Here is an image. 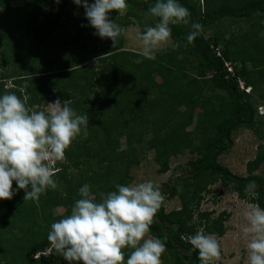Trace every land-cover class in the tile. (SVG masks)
I'll list each match as a JSON object with an SVG mask.
<instances>
[{
    "label": "trees",
    "instance_id": "16d2710c",
    "mask_svg": "<svg viewBox=\"0 0 264 264\" xmlns=\"http://www.w3.org/2000/svg\"><path fill=\"white\" fill-rule=\"evenodd\" d=\"M15 1L0 0V95L14 93L33 111H41L50 97L71 100L70 107L88 115L89 122L87 135L77 136L57 161L55 189L25 201V190L13 181L12 198L0 200V264H67L47 239L52 223L71 213L85 184L96 200L117 184L128 186L131 169L145 150L154 151L161 174L170 171L173 157L185 151L195 155L183 167L187 174L163 193L178 197L182 207L167 213L163 199L150 226L149 233L166 245L168 255L161 258L166 264H200L198 250L186 239L200 228L206 235H225L230 213L200 211L204 194L217 181L235 184L242 199L264 208V178L255 174L264 164V143L248 162L246 177L219 163L240 129L253 131L264 142V116L258 109L264 105V0H237L236 5L200 0L202 6L199 0H177L189 10L190 23L170 25L174 46L155 53L154 60L125 48L124 32L115 48L110 38L95 34L84 7L74 0H30L22 6L13 5ZM156 2L126 0L125 14L113 11L109 18L124 29L139 22L143 33L158 22L149 12ZM76 7L79 13L72 14ZM223 19L231 26L218 24ZM238 19L251 20V29L232 30L218 49L228 26ZM192 22L203 28L188 44ZM18 36L24 51L6 56L4 46L14 50ZM94 59L97 66L89 64ZM228 62L234 72L227 69ZM7 82L13 86L7 88ZM240 82L251 92L241 89ZM71 169L76 175H70ZM250 181L256 183L255 195L244 191ZM61 208L64 212L55 214ZM131 251L124 249L126 259Z\"/></svg>",
    "mask_w": 264,
    "mask_h": 264
},
{
    "label": "clouds",
    "instance_id": "9594fccd",
    "mask_svg": "<svg viewBox=\"0 0 264 264\" xmlns=\"http://www.w3.org/2000/svg\"><path fill=\"white\" fill-rule=\"evenodd\" d=\"M74 3L84 7L95 34L110 38L115 48L125 29L111 20L109 14L113 11L123 14L126 0H95L91 4L88 0H74ZM149 12L158 22L140 34V55L154 60L155 50L172 35L170 25L189 24L191 14L177 0H157ZM191 28L186 37L188 44L194 42L203 26L192 22ZM240 87L251 92L241 82ZM70 104L71 100L58 98L48 103L46 110L33 111L14 93L0 95V200L12 198L13 181L18 190H25V201L38 200L49 188L57 187L53 179L57 161L64 158L66 149L89 122L88 115L77 114ZM115 187V191L99 193L97 201L90 186L83 185L71 213L52 223L47 239L67 264H162L166 245L148 235L164 199L159 186L146 181ZM255 187V181H250L244 189L246 195H255ZM243 216L247 222L242 233L248 239V264H264V208L250 204ZM186 239L198 250L200 264H211L220 258L221 245L213 235L200 230ZM126 248L132 249L127 259Z\"/></svg>",
    "mask_w": 264,
    "mask_h": 264
},
{
    "label": "rangeland",
    "instance_id": "374dc122",
    "mask_svg": "<svg viewBox=\"0 0 264 264\" xmlns=\"http://www.w3.org/2000/svg\"><path fill=\"white\" fill-rule=\"evenodd\" d=\"M30 0H17L13 3L15 6H22L26 4ZM200 1V0H199ZM224 1H229L231 5H236L237 0H214L213 3L215 4H221ZM202 6V1H200ZM238 7V5H237ZM79 13L77 9H73L72 14ZM125 14V11H123V14ZM83 14L80 13V16ZM2 16V11L0 10V17ZM228 19H223L218 24H225L227 22V25L229 21ZM241 23H240V22ZM243 20L238 19V22L235 23V26L229 27L226 30V33L224 36V40L221 43V48L223 49L225 41L231 36V31L234 30V32H237V28L239 26H242V31H246L251 29V20H248L246 22H242ZM147 19L144 18V25H148ZM231 26V24L229 23ZM264 25V21H263ZM142 28L139 24V22L134 23V25H130L125 27L124 31V37H125V48L128 50L141 52L142 50V44L139 40L140 34H142ZM236 29V30H235ZM224 32V30H223ZM205 36L210 40L212 39V32L207 30L205 33ZM231 38V37H230ZM226 39V40H225ZM12 41H9L11 43ZM23 42V44H22ZM101 45V43H100ZM78 46V45H77ZM174 44L171 40H168L167 42L160 45L156 50V54H162L168 51L170 47H173ZM4 50L6 51V56L8 57H16V55H20L22 50L21 48L24 47V40L21 36V38L18 36L15 38L13 47L14 50L9 48V45L4 46ZM79 47V46H78ZM78 49L77 47L74 48V50ZM85 49V48H84ZM80 51H76V55L79 54ZM90 65L97 66L99 64V60L94 59L89 62ZM38 67L41 68L40 63H38ZM7 69H4V72H6ZM13 85L11 82L6 83L7 88H11ZM56 99L53 97L48 98L40 107L42 110H46L48 107V103L55 102ZM64 101V100H61ZM39 107H36L35 109H38ZM34 109V110H35ZM259 113L263 114L264 116V106H259ZM193 126L190 127V130H192ZM81 131L82 136H86L87 133L85 132V129H82ZM80 133V134H81ZM79 134V135H80ZM78 135V136H79ZM233 140L234 145L231 151L227 154L221 155L219 157V163L225 167L228 168L234 175L240 176V177H246L248 176L247 172V164L249 161L253 160L256 157L257 154V147L258 145L264 143L260 142L256 134L248 129H240L237 132L233 134ZM122 147L126 148V138H122ZM155 153L152 150H145V153L143 154L141 158V162L137 167H133L131 169V181L129 185L132 184H139L146 181H152L154 184L158 185L162 194L166 190V186L174 185L177 179H179L181 176H184V174H187L186 171H184L183 167L187 165V163L192 159L195 158V155L185 151V153L179 155L178 157H173L171 159L170 163V171L166 174H161L159 170L158 164L155 162ZM78 171H74V169L70 170V175H76ZM256 175L262 176L264 178V164L255 172ZM128 185V186H129ZM209 193L204 194V199L202 201V204L200 206V211H214L215 216H217L221 212H228L231 214L230 219L226 221L225 228L226 233L222 238L217 237L216 235H213L221 245V256L218 260H213L212 263L215 264H248V249H247V243L248 239L243 235L242 228L247 223L243 212L248 208L250 204H253L247 200L242 199L239 194L235 191L236 185L231 183H226L224 181H217L213 185H211L209 188ZM96 196V195H93ZM164 201L163 205L167 213L180 209L182 207V203L178 197H173L170 193H165L164 195ZM99 201V200H97ZM64 212V209H56L55 214H62ZM198 219V214L195 216V220ZM200 230L204 231V228H200ZM205 233V231H204ZM149 236L153 237L150 233ZM168 254L166 251L162 254V257L167 256ZM161 257V258H162ZM169 262V259H168ZM162 264H166L164 260H162Z\"/></svg>",
    "mask_w": 264,
    "mask_h": 264
},
{
    "label": "built area",
    "instance_id": "2783aa9c",
    "mask_svg": "<svg viewBox=\"0 0 264 264\" xmlns=\"http://www.w3.org/2000/svg\"><path fill=\"white\" fill-rule=\"evenodd\" d=\"M226 66L228 67L229 71H233V67L231 66L230 63H227ZM241 86L244 87V85L241 82Z\"/></svg>",
    "mask_w": 264,
    "mask_h": 264
},
{
    "label": "crops",
    "instance_id": "0c3cea01",
    "mask_svg": "<svg viewBox=\"0 0 264 264\" xmlns=\"http://www.w3.org/2000/svg\"><path fill=\"white\" fill-rule=\"evenodd\" d=\"M75 9H77V10L79 11V8H78V7H76ZM261 105H262V104H261ZM261 105H260V106H261ZM262 106H264V105H262Z\"/></svg>",
    "mask_w": 264,
    "mask_h": 264
}]
</instances>
